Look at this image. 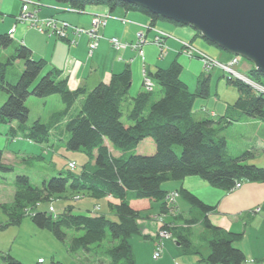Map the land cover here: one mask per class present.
I'll list each match as a JSON object with an SVG mask.
<instances>
[{
  "label": "trees",
  "instance_id": "trees-1",
  "mask_svg": "<svg viewBox=\"0 0 264 264\" xmlns=\"http://www.w3.org/2000/svg\"><path fill=\"white\" fill-rule=\"evenodd\" d=\"M21 1L23 9L24 2ZM58 1L67 2L74 8L102 3L112 7L123 5L146 13L153 23L165 19L140 6L116 0ZM11 34L0 32V53L13 46L7 59L0 60V92L5 90L7 93V99L0 106V123L17 120L18 126L9 127L13 137L22 130L28 139L44 143L50 140L53 128H58L65 121L67 147L84 151L88 160L79 174L61 172L45 180L42 186L32 184L26 174L17 175L13 201L0 202L8 216L6 225L21 224L28 215L25 209L30 206L35 208L39 203L41 206L29 214L38 227L50 229L60 240L66 239L68 229L82 231L70 240L72 252L89 250L92 244L101 243L110 236L113 245L106 250L109 264H136L130 239L134 234L142 233L139 219L143 211L139 208L150 199L163 201L164 208L169 193L163 188L164 183L182 182L187 176H199L212 186L231 190L240 180L264 182V166L246 163L252 156L250 151L237 157L231 156L226 139L217 136L215 120L195 119L193 116L195 100L209 95L210 72L200 75L198 85L191 90L181 77L182 65L175 59L168 67L151 73L152 80L155 79L162 87L163 95L159 99H154L155 89L128 96L133 81L129 66L113 73L108 83L101 82L91 89H72L61 69L49 66L42 57H35L30 47L17 43ZM15 63L19 68L16 75L10 78L7 72ZM250 74L261 78L264 83V74L255 67L250 69ZM227 77L240 90V95L231 104L239 111L237 118L246 115L264 120V94L256 92L240 79ZM53 94L60 96L65 107L55 112L48 123L35 120L27 126L30 114L27 98L30 95L47 97ZM78 101L81 102L80 109L74 115L73 109ZM127 101L131 108L125 112ZM123 117L130 122L128 125ZM223 117L226 118L227 114ZM12 170L13 166L4 161V150L0 148V172ZM68 188L96 199L111 195L118 198L120 203L112 204L116 219L105 214L75 213L71 206L57 215L50 213L46 203L64 195ZM179 193L205 215L214 209L183 186ZM202 222L208 233L210 248L206 256H200L202 264L245 262V253L234 244L239 234L225 231L213 224L208 216ZM176 242L186 246L187 251L198 253L192 250L188 236H179ZM2 264L26 263L6 254ZM52 264L60 263L53 261Z\"/></svg>",
  "mask_w": 264,
  "mask_h": 264
},
{
  "label": "crops",
  "instance_id": "crops-1",
  "mask_svg": "<svg viewBox=\"0 0 264 264\" xmlns=\"http://www.w3.org/2000/svg\"><path fill=\"white\" fill-rule=\"evenodd\" d=\"M40 1L37 12L39 18L54 16L84 28H91V19L94 16L110 14L106 25L100 28V32L104 37L100 39L98 47L90 56V40L86 34L77 37V45L70 46L65 39L49 37L35 28L19 23L17 17L22 11L21 0H0V32L11 33L12 28L15 27V32L11 34L14 40L17 43L26 44L32 49L35 57L44 58L49 66L61 69L64 76L68 77V84L72 89L77 87L91 89L101 82L108 83L113 73L121 72L129 66L133 76L130 93L131 96H135L146 90L145 73L152 79L151 73L159 68L168 67L175 59L183 67L182 79L190 86L187 77L194 78L196 88L198 78L206 72L204 64L198 57L191 58L182 53L183 44L181 40L194 43L201 50L217 57L214 52L203 44L195 43L194 40L198 36L196 31L193 32L190 28L163 20L153 23L152 18L141 10L126 8L123 5L120 8L118 5L112 7L106 3V5L87 4L82 12H74L69 9L71 6L67 2L58 0ZM29 9H34V5H29ZM155 28L170 34L165 38L167 47L164 54H161L160 48L151 41L157 35ZM141 30L149 40L143 46V55L132 47L118 50L109 41L110 38L117 37L131 43L136 40L137 33ZM32 32L38 36V39L32 37ZM5 51L6 55L10 53L8 50ZM248 66H250L249 68L252 67L251 65ZM78 103L77 105H81L80 101ZM219 103L221 102H218V106L221 107ZM224 110L226 114L228 105L224 106ZM211 114L217 116L216 111H212ZM12 126H15L14 123ZM62 133L63 131L60 132V134ZM56 134L57 132L54 133L55 136ZM111 150L115 154H119L113 148ZM182 186L197 195L205 203L214 206V209L205 215L200 210L192 207L181 195L174 205L167 203L164 204L166 205L164 208L163 201L150 199L139 210L143 211V217L153 221V226L146 222L147 225L143 227V232L151 241V249L155 250L156 248L155 235L159 230V225L154 216L163 213L174 236H188L193 247L192 250L198 251V253H191L192 255L187 261L202 264L199 261L200 256H206L210 251L208 233L202 222L205 216H208L213 224L225 231L239 234L234 244L245 253L246 260L243 264H264V182L244 181L240 188L233 191L212 186L199 176H187L182 182L170 181L163 184V188L169 192L179 191ZM181 199H184V202H181ZM104 200L108 201L110 207L106 212L111 213L114 212L112 204L120 203V200L112 195L107 196ZM98 205L100 204L98 203ZM258 208L259 210H257ZM198 225L203 226L200 234L205 240L203 250H200L199 246L192 241L190 235L192 229ZM173 241H176V239ZM177 244L181 245L179 242ZM171 258H174V256L171 255ZM166 260L164 259L162 262Z\"/></svg>",
  "mask_w": 264,
  "mask_h": 264
},
{
  "label": "rangeland",
  "instance_id": "rangeland-1",
  "mask_svg": "<svg viewBox=\"0 0 264 264\" xmlns=\"http://www.w3.org/2000/svg\"><path fill=\"white\" fill-rule=\"evenodd\" d=\"M29 1L33 2V4L36 2L41 3L40 0ZM29 5H31V3H29ZM99 5L106 4L102 3ZM118 7L120 8L121 5H118ZM83 8L84 7L80 10H84ZM77 10L79 9L77 8ZM160 20L190 28L193 32L196 31L190 25H180L166 19ZM197 32L198 31H196V33ZM31 35L33 38L38 39V36L35 35L34 32H32ZM86 35L89 37L87 33ZM89 40L91 43L90 37ZM184 41L181 40V43ZM194 41L195 43L203 44L217 55L218 58L209 54L211 57L208 58V61L211 65H213L215 61L230 63L233 60V54L231 52L210 43L200 34L196 36ZM164 45L166 46L165 41ZM184 49L186 50L188 48L182 45L181 51L183 54L185 52ZM7 50L12 52L13 46L9 47ZM5 52L6 51L3 50L0 53L1 61L7 59ZM205 53L208 54L207 52ZM190 57L194 58L195 56L192 55ZM248 65H251V68L255 67L252 61L241 56V61L234 64L233 67L236 70L250 74L251 68H249L250 66ZM18 68L17 63H15V65L9 68L7 76L10 78L14 77ZM211 74L209 95L207 97H198L195 100L193 108L194 118L215 120L214 126L217 128V136L226 139L227 149L231 156L237 157L250 151L252 156L246 161V163L264 166V120L246 115L237 118L236 113L239 111L231 104H233L240 95L239 87L229 81L227 77L228 74L220 68L214 67V69L211 70ZM250 76L256 82L264 86L261 78H257L251 74ZM187 79L190 82V89L194 90V78L187 77ZM153 81V83H155L154 99H159L163 95V92H161L162 87L155 79ZM128 96H131V93H129ZM6 99L7 93L3 90L0 92V106ZM219 101L221 102L219 103L221 107L218 106ZM26 104L30 108L29 119L26 124L27 126L32 125L35 120L48 123L55 112H58L65 107L58 94H53L47 97L30 95L26 100ZM225 105H228L226 118L223 117V115H225ZM79 106L80 105L77 104L75 105L73 109L74 115L79 111ZM130 108L131 104H129L128 101L125 102L124 111L127 112ZM212 111H216L217 116L211 114ZM123 121L127 125L130 123L127 121L126 117H123ZM13 123L15 126H18L17 120H14ZM13 123H0V148L4 150V161L12 165L14 168V170L9 172H0V202L11 203L13 201L16 187L15 181L19 174L28 175L32 184L42 186L45 180H49L51 177L57 176L61 172L67 173L68 171H72L79 174L82 171L84 164L88 160V156L82 150H71L67 147L66 141L68 133L65 131L64 123L56 129L53 128V135H51L48 142L44 143L28 139L22 130H20V133H18L16 137H13L9 133V127L13 125ZM61 131H63L62 134H60ZM55 132H57L56 136L54 135ZM39 156H41V158H39ZM71 160L77 162L75 169L69 168L68 164ZM79 193L81 194V198L76 197V194ZM180 201L184 202V199H181ZM98 203L101 206L98 205ZM46 204V207L49 206V212L53 208H56L57 211L60 212L65 207L71 206L75 213L88 214L89 212L94 211L95 214L105 213L108 217L116 219L115 210H113L114 212L112 213L106 212L110 208L107 200H104V198L96 199L87 194L75 192L70 188H68V191L64 195L57 197ZM40 206L41 205L37 203L35 208ZM32 209L33 207L31 206L25 209L28 215L23 218L21 224L6 225L8 216L0 206V264L4 262V256H6V254H11L26 264H52L53 261L57 263L59 262L60 264H109L106 250L113 245V242L110 241V236H107V238L101 243L92 244L89 250L82 249L78 252H72L70 250V240L73 236L81 234L82 231L76 232L73 229H68L66 230V239L60 240L50 229L38 227L32 221L29 216V214L33 213ZM165 217L166 216L162 213L154 216V219L159 225V221H162L161 219L163 218L165 227L172 232ZM143 222L144 224H142ZM146 222L153 226V221L151 219L143 216L140 217L139 224L142 233H144V225H147ZM202 229L203 226L201 225L195 226L190 234L192 241L199 246L200 250H203L205 244L204 238L200 235ZM142 233L134 234L130 239L136 257V264H194L193 262L187 261L193 252L187 251L186 246L178 245L176 241H173L174 239H177L173 232L172 236L165 240V242L167 241L165 243V248L167 247V249L164 250L163 256L159 259L154 258L155 250L151 249V241L145 233ZM171 255H173L175 259L171 258ZM164 259H167V262H162Z\"/></svg>",
  "mask_w": 264,
  "mask_h": 264
},
{
  "label": "water",
  "instance_id": "water-1",
  "mask_svg": "<svg viewBox=\"0 0 264 264\" xmlns=\"http://www.w3.org/2000/svg\"><path fill=\"white\" fill-rule=\"evenodd\" d=\"M190 25L206 40L252 61L264 74V0H116Z\"/></svg>",
  "mask_w": 264,
  "mask_h": 264
},
{
  "label": "built area",
  "instance_id": "built-area-1",
  "mask_svg": "<svg viewBox=\"0 0 264 264\" xmlns=\"http://www.w3.org/2000/svg\"><path fill=\"white\" fill-rule=\"evenodd\" d=\"M24 6L21 11V14L17 17L19 23L28 25L31 28H35L37 31H39L42 34H46L49 37H57L60 39L68 40L70 46H75L78 44V36H81L82 34H88L91 43L89 48V55L92 56L94 50L98 47L99 41L104 36L100 32V28L105 26L107 23V20L109 18V13L102 14V15H96L93 17L91 21V28H84L82 26L74 25L66 20L58 19L54 16L47 17V18H39L38 17V7L40 6L39 2H36L33 4V2H30L29 0H23ZM29 3L34 5V9H29ZM71 11L74 12H82L83 10H80L81 8L75 7H69ZM99 17V18H98ZM157 35L153 40H151L153 43H155L161 50V54L165 53L166 46L164 45V39L170 36V34L164 30L156 29ZM15 32V27L12 28L11 33ZM111 45L118 49H125L127 47H132L133 49H136L141 55L144 54L143 46L149 42V40L146 38L145 33L141 30L137 33V38L133 42H126L123 41L117 37H113L109 39ZM183 45L188 48L184 49L187 56H195L202 60L204 63V68L206 71H211L214 69V67L222 69L225 73L228 75L240 79L241 81L245 82L249 86H251L256 92L264 94V86L262 84L256 82L254 79L251 78L249 73H244L239 70H236L233 65L237 64L241 61L240 55H233V60L230 63H221L219 61H215L213 65L210 64L208 61V58L211 56L209 54H206L204 51L199 49L197 46H195L193 43H189L187 41L182 42ZM209 55V56H208ZM145 75V88L146 90H152L154 87V83L150 77ZM69 166L71 168L76 167V162L72 161L69 163ZM243 180L236 182V188H240L243 184ZM76 197H80L81 195H77ZM179 197V192L173 191L168 194L167 201L168 204H175L177 201V198ZM169 205V206H170ZM259 210V208L257 209ZM52 212H55V209H51ZM162 221H159L160 229L155 235L156 238V249L154 251V258L159 259L164 254L165 249V240L172 236V232L165 227L164 219H161Z\"/></svg>",
  "mask_w": 264,
  "mask_h": 264
},
{
  "label": "bare ground",
  "instance_id": "bare-ground-1",
  "mask_svg": "<svg viewBox=\"0 0 264 264\" xmlns=\"http://www.w3.org/2000/svg\"><path fill=\"white\" fill-rule=\"evenodd\" d=\"M244 181V180H243ZM237 188H236V183H235V185L233 186V188L231 189V191H233V190H236ZM33 210V212H35V210H36V208H33L32 209ZM57 211V210H56ZM50 213H52V211L50 212ZM165 250V249H164Z\"/></svg>",
  "mask_w": 264,
  "mask_h": 264
}]
</instances>
